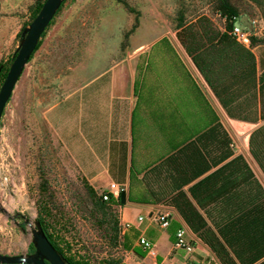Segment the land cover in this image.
<instances>
[{"label": "crops", "instance_id": "crops-1", "mask_svg": "<svg viewBox=\"0 0 264 264\" xmlns=\"http://www.w3.org/2000/svg\"><path fill=\"white\" fill-rule=\"evenodd\" d=\"M250 2L258 19L240 13L253 24L250 45L221 13L225 26L184 18L139 29L129 58L95 50L91 75L69 78L45 110L54 140L96 190L124 188L111 262L264 264V168L252 139L264 126V16ZM181 229L190 253L175 247Z\"/></svg>", "mask_w": 264, "mask_h": 264}, {"label": "rangeland", "instance_id": "rangeland-1", "mask_svg": "<svg viewBox=\"0 0 264 264\" xmlns=\"http://www.w3.org/2000/svg\"><path fill=\"white\" fill-rule=\"evenodd\" d=\"M45 0H0V88L25 25ZM139 13L138 27L119 0H65L41 37L7 103L0 132V252L27 255L31 227L20 213L42 220L65 256L89 264H110L120 233L118 208L83 176L45 122V110L69 90V78L89 77L95 50L129 58L139 29L174 28L187 21L225 26L219 0H124ZM239 12L258 19L249 0H231ZM259 26L260 24L257 23ZM235 25L247 29L239 19ZM137 37L134 38L136 42ZM108 49V50H107ZM11 200V201H10ZM10 201V202H8Z\"/></svg>", "mask_w": 264, "mask_h": 264}, {"label": "water", "instance_id": "water-1", "mask_svg": "<svg viewBox=\"0 0 264 264\" xmlns=\"http://www.w3.org/2000/svg\"><path fill=\"white\" fill-rule=\"evenodd\" d=\"M65 0H45L42 8L32 22L21 33V40L7 76L0 88V132L1 120L5 107L12 97L17 82L21 78L30 58L35 51L42 34L56 15ZM243 24L253 28L247 17L242 18ZM126 194L121 193V201L125 203ZM24 216L25 223L31 227L32 244L35 251L27 255H8L0 252V264H69L67 258L51 243L39 220L31 221Z\"/></svg>", "mask_w": 264, "mask_h": 264}, {"label": "trees", "instance_id": "trees-1", "mask_svg": "<svg viewBox=\"0 0 264 264\" xmlns=\"http://www.w3.org/2000/svg\"><path fill=\"white\" fill-rule=\"evenodd\" d=\"M121 3H123L125 5V7L130 11V12H135L137 13L136 14V17H135V23L133 24L132 28L129 30L128 34L132 33L135 31V29L138 27V17H139V13L136 12V10L130 6L126 1L124 0H119ZM254 3H256L260 8H261V11L263 13V16H264V0H250ZM45 2V1H44ZM43 2V3H44ZM43 3H41L37 10L33 13L32 15V20L36 17V15L39 13L40 9L42 8L43 6ZM64 3V2H63ZM62 3V4H63ZM62 6V5H61ZM61 8V7H60ZM59 8V10H60ZM58 10V11H59ZM57 11V12H58ZM219 13H221L225 18H226V28L227 29H232L235 22L237 20L240 19L241 15H240V12L238 10V8L231 2V0H219ZM183 22H184V15L182 12H179V15H178V23H177V27H181L183 25ZM51 23V22H50ZM27 25H25L21 32H20V35L23 31V29L26 27ZM49 26V25H48ZM47 30V28H46ZM46 30L44 31V33L42 34V37L45 35V32ZM41 45V39L35 49V51L40 47ZM34 51V52H35ZM33 52V54H34ZM33 54L30 58V60L32 59L33 57ZM14 57L12 58L11 61H13ZM9 69L5 72L4 74V78H6L7 76V73H8ZM261 89L264 90V73L261 77ZM262 107H263V117H264V96H263V99H262ZM256 136H259V140H260V144H259V148L258 150L256 151L254 146H253V153L255 154V156L259 159L261 165L263 166L264 168V126L260 127L258 130H256L253 134V142H254V139L256 138ZM103 197V196H102ZM105 202H109L111 203L110 201H106ZM42 224V227L45 231V233L47 234L49 240L51 241V243L65 256L64 252L62 251V249L56 244V242L54 241L52 235L48 232V229L45 227L44 225V222L42 220H39ZM34 247V245H33ZM66 257V256H65ZM69 264H89L88 262H82V261H79V260H74V259H70L68 257H66ZM110 264H115L113 262H111Z\"/></svg>", "mask_w": 264, "mask_h": 264}, {"label": "built area", "instance_id": "built-area-1", "mask_svg": "<svg viewBox=\"0 0 264 264\" xmlns=\"http://www.w3.org/2000/svg\"><path fill=\"white\" fill-rule=\"evenodd\" d=\"M232 36L244 45H250L252 40V30L247 27L243 29L238 25H234L231 29ZM124 188L116 183H111L109 189L106 192H102L103 199L110 201L114 206L119 205L121 200V193ZM143 216L139 217V221L143 220ZM158 222L162 226H168L169 220L168 215L165 213H160L157 217ZM140 243L147 249H152V244L146 239L141 238ZM175 247L179 249H184L186 252H192L194 250V245L186 238V231L184 229L178 230L177 239L175 242ZM153 264H157L154 262ZM190 264H217L211 260H199L191 259Z\"/></svg>", "mask_w": 264, "mask_h": 264}, {"label": "flooded vegetation", "instance_id": "flooded-vegetation-1", "mask_svg": "<svg viewBox=\"0 0 264 264\" xmlns=\"http://www.w3.org/2000/svg\"><path fill=\"white\" fill-rule=\"evenodd\" d=\"M15 219L18 221V224L26 225L25 220H24L25 218L22 214L20 213L16 214ZM34 251H35V248L31 253H33Z\"/></svg>", "mask_w": 264, "mask_h": 264}, {"label": "bare ground", "instance_id": "bare-ground-1", "mask_svg": "<svg viewBox=\"0 0 264 264\" xmlns=\"http://www.w3.org/2000/svg\"><path fill=\"white\" fill-rule=\"evenodd\" d=\"M11 201V200H10ZM10 201H8V202H10Z\"/></svg>", "mask_w": 264, "mask_h": 264}]
</instances>
